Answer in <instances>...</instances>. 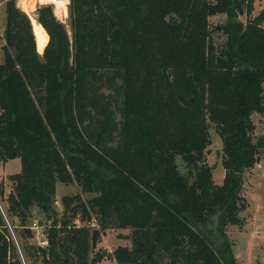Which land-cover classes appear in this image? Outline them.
Wrapping results in <instances>:
<instances>
[{
	"label": "trees",
	"instance_id": "obj_1",
	"mask_svg": "<svg viewBox=\"0 0 264 264\" xmlns=\"http://www.w3.org/2000/svg\"><path fill=\"white\" fill-rule=\"evenodd\" d=\"M253 9L254 0H69V37L40 5L38 53L27 14L4 0L0 163L18 157L20 167L11 190L0 183V202L13 231L18 219L27 264L95 263L89 254L113 226L130 227V247L110 252L116 264H239L227 226L243 223L244 172L264 145L251 135L252 113L264 112V8ZM217 13L227 15L220 45L208 24ZM110 69L118 116L94 86ZM207 121L222 139L221 183L203 159ZM57 180L90 195L63 194L57 213ZM34 207L51 218L45 244L26 241ZM14 248L0 214V264H21Z\"/></svg>",
	"mask_w": 264,
	"mask_h": 264
},
{
	"label": "rangeland",
	"instance_id": "obj_2",
	"mask_svg": "<svg viewBox=\"0 0 264 264\" xmlns=\"http://www.w3.org/2000/svg\"><path fill=\"white\" fill-rule=\"evenodd\" d=\"M18 3V0H15ZM29 18L30 24L33 27V33L37 40V51L43 48V39L41 38L38 26L39 23L36 21V8L33 0H29L23 6H20ZM262 8H264V0H254V9L252 15L257 14ZM247 15L241 13L238 15V19L246 21ZM69 15L67 21L64 24L67 33L70 37L69 27ZM227 21V15L225 13H217L208 16V24L210 28V35L212 41L217 45H220L225 40V33L222 30V24ZM5 25V13H4V0H0V60L2 58V44L4 43L3 28ZM219 25V28H218ZM264 26V21L262 22ZM112 74L111 69L104 73L102 81H97L94 86L97 93L103 96V100L107 101V107L113 114L118 116V109L120 105L119 92L115 93L114 86L116 83L106 78L107 75ZM105 78L108 80L106 81ZM119 82L118 80H116ZM263 96H264V82H263ZM252 120L255 124V128L252 131V138L257 141L259 138L264 139V112L255 111L251 115ZM207 130L209 134L210 142L205 147L204 161L210 165L212 180L216 183H221L225 173L224 166L222 164L223 149L222 139L215 127V123L207 121ZM259 159L255 161L254 165L246 169L244 172V183L241 189V194L246 199V207L240 211L243 223L240 225L229 224L227 226V232L230 239L232 240V250L239 264H264V145L259 148L258 153ZM176 164L180 172H185L186 168L182 159L177 156ZM20 163L18 157L8 158L3 163H0V183L3 186L4 194L11 190L13 181L9 178L10 173H14L19 170ZM55 192L53 207L57 213H60L61 204L59 198L63 194L79 193L81 198L86 199L90 194L80 192V188L75 181L63 183L61 181L55 182ZM5 205V201L0 202V214L4 216L2 206ZM1 216L3 217V215ZM4 219V218H3ZM14 231L9 226L8 221L5 217L4 221L8 224V237L14 244L15 255L19 258L21 264H27L29 260L23 256L20 249V245L24 242V239L18 234L17 229H21L18 225V219L13 217ZM51 218L45 216L43 213L38 211L37 208H32L31 213L28 216L25 224L29 226L32 231V236L26 241L45 244V233L50 223ZM74 223L79 224L77 218H74ZM92 227H98L95 218L90 220ZM130 227H107L103 229L98 239L95 242L90 256L96 252L99 253V259L95 263L91 264H116L111 257V250L117 245H125L130 247ZM105 253L102 254V251ZM34 264H39L38 260Z\"/></svg>",
	"mask_w": 264,
	"mask_h": 264
},
{
	"label": "built area",
	"instance_id": "obj_3",
	"mask_svg": "<svg viewBox=\"0 0 264 264\" xmlns=\"http://www.w3.org/2000/svg\"><path fill=\"white\" fill-rule=\"evenodd\" d=\"M33 2L37 7L40 5L49 6L55 19L63 24L66 23L69 0H33ZM15 3L19 8H21L17 2Z\"/></svg>",
	"mask_w": 264,
	"mask_h": 264
},
{
	"label": "bare ground",
	"instance_id": "obj_4",
	"mask_svg": "<svg viewBox=\"0 0 264 264\" xmlns=\"http://www.w3.org/2000/svg\"><path fill=\"white\" fill-rule=\"evenodd\" d=\"M29 0H18V4L20 6H23L24 4H26Z\"/></svg>",
	"mask_w": 264,
	"mask_h": 264
},
{
	"label": "water",
	"instance_id": "obj_5",
	"mask_svg": "<svg viewBox=\"0 0 264 264\" xmlns=\"http://www.w3.org/2000/svg\"><path fill=\"white\" fill-rule=\"evenodd\" d=\"M218 28H219V25H218ZM256 159L258 160L259 159V156L257 155V157H256ZM2 214V213H1ZM3 215V214H2ZM3 218L5 219V216L3 215ZM6 225H7V227H8V229H9V226H8V224L6 223ZM105 253V250H103L102 251V254H104Z\"/></svg>",
	"mask_w": 264,
	"mask_h": 264
},
{
	"label": "crops",
	"instance_id": "obj_6",
	"mask_svg": "<svg viewBox=\"0 0 264 264\" xmlns=\"http://www.w3.org/2000/svg\"><path fill=\"white\" fill-rule=\"evenodd\" d=\"M37 21V20H36ZM47 38V37H46ZM45 41H46V39H45ZM41 52V51H40ZM3 163V162H2Z\"/></svg>",
	"mask_w": 264,
	"mask_h": 264
}]
</instances>
